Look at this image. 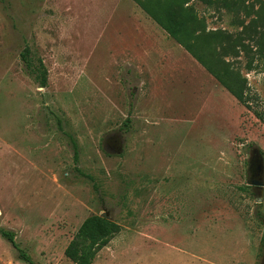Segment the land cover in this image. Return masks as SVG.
<instances>
[{"label": "rangeland", "instance_id": "374dc122", "mask_svg": "<svg viewBox=\"0 0 264 264\" xmlns=\"http://www.w3.org/2000/svg\"><path fill=\"white\" fill-rule=\"evenodd\" d=\"M196 4L208 29L235 36L238 21L253 17ZM100 6L0 0V228L15 233L33 264H72L66 245L87 216L102 212L121 230L92 264H156L160 241L187 248L192 264H264V185L247 184L261 180L248 175L251 160L263 164L264 181V123L225 89L208 92L191 68L176 71L174 57V80L153 84L156 67L136 71L134 52H107ZM71 19L75 44L83 38L88 52L67 50L64 32L51 52L29 37L31 24L54 35ZM250 35L247 52H264ZM26 43L35 49L31 64L39 57L48 71L45 87L22 59ZM246 59L235 62L264 113V70H246ZM107 135L123 140L119 154ZM135 236L136 245L120 247ZM0 264H28L1 235Z\"/></svg>", "mask_w": 264, "mask_h": 264}, {"label": "trees", "instance_id": "16d2710c", "mask_svg": "<svg viewBox=\"0 0 264 264\" xmlns=\"http://www.w3.org/2000/svg\"><path fill=\"white\" fill-rule=\"evenodd\" d=\"M169 37L188 52L216 81L239 103L252 111L264 123V113L253 108L247 78L242 75L235 59L244 55L245 69H256L260 63L264 70V52L249 51V42L254 40L250 32L258 35L257 44L264 51V0H133ZM205 7L243 11L253 16L242 27L239 34L232 35L222 29H208L205 18L199 15L196 2ZM253 2L257 5L254 6ZM29 48L25 47L22 59L30 74L40 87L48 81V71L41 58L33 66L28 58ZM126 121H129L128 119ZM125 125V124H124ZM73 159L77 161V145L71 140ZM83 174V173H82ZM85 176V174H83ZM90 177V176H87ZM109 215L108 213H106ZM121 230L120 224L112 218L90 214L79 225L64 249V255L72 264H92L97 253ZM0 235L16 250L19 259L33 264L31 257L15 241V233L0 228Z\"/></svg>", "mask_w": 264, "mask_h": 264}, {"label": "crops", "instance_id": "0c3cea01", "mask_svg": "<svg viewBox=\"0 0 264 264\" xmlns=\"http://www.w3.org/2000/svg\"><path fill=\"white\" fill-rule=\"evenodd\" d=\"M86 1L90 3L91 7L94 9L102 5L107 11L106 16L100 20L102 32L104 33V43H109L110 45L107 52H134L133 59L135 60L136 71L144 67H156L158 69L156 70L158 74L156 75L157 77L153 74V84H156V82L168 83L174 80V76L169 77L170 73L168 71L169 68L173 67L170 66V58L174 57L175 61L173 64L175 70L179 72L183 69L186 70L187 68H191L189 72L192 70L196 75H200L199 79L208 92L212 90L217 91L218 87L225 89L188 52H177L175 45H177V47L181 46L148 17L133 0ZM76 21L77 20L71 19L57 24L54 29V32L56 31L54 35L47 33L46 28L40 21L37 27L31 24L28 34L29 37L32 35L34 36V39L41 49L46 52H51L57 49L56 44L59 39L56 34H59L58 31L60 33L64 32L69 36L67 37V50L88 52V46H84L81 42L83 38L77 45L75 44V37L77 38L80 33L75 32V30L71 31V27L76 25ZM99 44L100 41L94 39L92 45L89 46L92 48V52L97 49ZM31 45V43H26V47L29 48V51L35 52V49ZM183 80V78L180 79V81ZM153 220L152 222H159V220ZM161 224V226L165 224L163 220H161ZM137 238L138 236H135L132 241L128 242L126 245L122 243L120 247L136 245ZM147 242L151 243V241ZM160 242L162 243H154L156 245V250H162L159 254L155 252L157 258L155 260H158L156 264H192V253L187 248H183L186 251L183 250L182 252L179 251L182 247L178 246L176 243L166 241ZM159 244H165V246ZM169 255H171V261L166 263V258Z\"/></svg>", "mask_w": 264, "mask_h": 264}, {"label": "flooded vegetation", "instance_id": "af4514ba", "mask_svg": "<svg viewBox=\"0 0 264 264\" xmlns=\"http://www.w3.org/2000/svg\"><path fill=\"white\" fill-rule=\"evenodd\" d=\"M107 140H105L106 146L112 151L117 153L116 147H121L122 139H117L116 135H107ZM121 149V148H120ZM122 150V149H121ZM255 156V155H254ZM253 161L251 160V166L248 169V175L257 176V178L262 179L261 169H259V165H253ZM255 181V180H252Z\"/></svg>", "mask_w": 264, "mask_h": 264}, {"label": "water", "instance_id": "95a60500", "mask_svg": "<svg viewBox=\"0 0 264 264\" xmlns=\"http://www.w3.org/2000/svg\"><path fill=\"white\" fill-rule=\"evenodd\" d=\"M116 148H117L116 152H117V154H119L121 152V149H120V147H116ZM259 169H261V174H262L263 173V164L262 163L259 164ZM247 184H251V185H255V186H263L264 185V181H263V179L255 180V181H251V182H249L247 180ZM100 216L106 217V218H110V216L107 215L105 212L100 213Z\"/></svg>", "mask_w": 264, "mask_h": 264}]
</instances>
